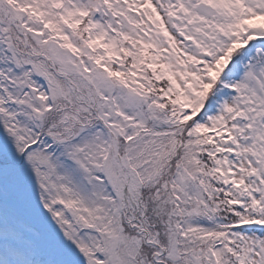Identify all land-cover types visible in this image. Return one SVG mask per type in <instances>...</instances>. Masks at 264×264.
I'll return each mask as SVG.
<instances>
[{
	"label": "snow or ice",
	"instance_id": "6c2138e0",
	"mask_svg": "<svg viewBox=\"0 0 264 264\" xmlns=\"http://www.w3.org/2000/svg\"><path fill=\"white\" fill-rule=\"evenodd\" d=\"M0 264H264V0H0Z\"/></svg>",
	"mask_w": 264,
	"mask_h": 264
}]
</instances>
